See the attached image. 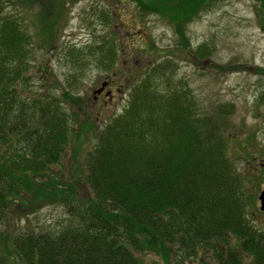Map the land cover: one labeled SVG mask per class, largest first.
<instances>
[{
  "label": "trees",
  "instance_id": "1",
  "mask_svg": "<svg viewBox=\"0 0 264 264\" xmlns=\"http://www.w3.org/2000/svg\"><path fill=\"white\" fill-rule=\"evenodd\" d=\"M6 1L36 6L42 34L53 36L58 20L48 1L55 0ZM220 1L225 0H149L148 7L177 21V47L189 49L185 23ZM257 1L264 11V0ZM13 16L0 15V225L11 221L23 202L33 209L58 204L68 220L53 231L13 233L0 250V264H141L137 254L143 253L163 264L200 253L211 254L213 264H264V229L247 218L222 120L195 113L190 91L181 81L172 85L170 60L147 66L122 113L99 130L95 119L84 115L87 102L79 103L69 90L55 95L42 83L33 95L24 88L32 37ZM98 40L70 45L65 57L76 64L96 53L95 63L111 70L118 44L103 36ZM206 53L198 47L195 59ZM74 126L84 134L93 130L95 145L76 176L53 175Z\"/></svg>",
  "mask_w": 264,
  "mask_h": 264
},
{
  "label": "rangeland",
  "instance_id": "2",
  "mask_svg": "<svg viewBox=\"0 0 264 264\" xmlns=\"http://www.w3.org/2000/svg\"><path fill=\"white\" fill-rule=\"evenodd\" d=\"M4 3L0 15L18 16L32 37L31 67L24 88L34 91L33 95L42 83L53 88L55 95L69 90L79 103L87 102L84 115L95 119L99 130L122 113L131 87L147 66L170 60L172 85L178 86L181 81L190 91L195 113L222 120L226 152L241 175L247 218L257 229H264V213L259 210L258 201L260 191L264 190V75H260L264 69V11L257 0L220 1L186 22L189 49L177 47V21L153 11L148 7L149 0L48 1L53 5L48 10L52 8L58 20L53 36L49 37L42 34V24L34 18L36 6L19 8L9 6L6 0ZM102 10L114 17L105 19L99 14ZM101 36L118 44L117 61L111 70L95 63L96 53L76 64L65 57L70 45L91 46ZM198 47L208 50L199 60L195 59ZM104 82L102 92L95 93ZM219 107L223 108L221 114ZM77 130L74 126L66 156L53 167V175L76 176L86 153L94 147V131L84 134ZM15 208L13 219L0 225V250L7 247L15 232L53 231L60 222L68 220L66 210L58 204L33 209L23 202ZM137 256L141 264H163L151 253ZM210 258L211 254L200 253L193 260L172 258L170 264H213Z\"/></svg>",
  "mask_w": 264,
  "mask_h": 264
},
{
  "label": "water",
  "instance_id": "3",
  "mask_svg": "<svg viewBox=\"0 0 264 264\" xmlns=\"http://www.w3.org/2000/svg\"><path fill=\"white\" fill-rule=\"evenodd\" d=\"M106 86V83H102L101 87L96 90L95 93H101L103 88ZM258 201H259V210L264 213V190L260 191L258 195Z\"/></svg>",
  "mask_w": 264,
  "mask_h": 264
}]
</instances>
